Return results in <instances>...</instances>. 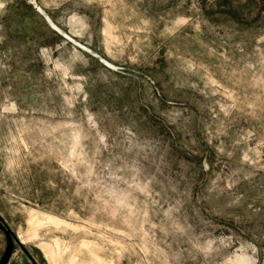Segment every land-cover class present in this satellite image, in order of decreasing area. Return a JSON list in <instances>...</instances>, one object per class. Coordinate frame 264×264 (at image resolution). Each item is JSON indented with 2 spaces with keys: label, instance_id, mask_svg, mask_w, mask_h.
Instances as JSON below:
<instances>
[{
  "label": "rangeland",
  "instance_id": "1",
  "mask_svg": "<svg viewBox=\"0 0 264 264\" xmlns=\"http://www.w3.org/2000/svg\"><path fill=\"white\" fill-rule=\"evenodd\" d=\"M0 264H264V0H0Z\"/></svg>",
  "mask_w": 264,
  "mask_h": 264
},
{
  "label": "bare ground",
  "instance_id": "2",
  "mask_svg": "<svg viewBox=\"0 0 264 264\" xmlns=\"http://www.w3.org/2000/svg\"><path fill=\"white\" fill-rule=\"evenodd\" d=\"M43 248H45V247H43ZM47 254H49V252ZM52 258H53V256H52Z\"/></svg>",
  "mask_w": 264,
  "mask_h": 264
}]
</instances>
